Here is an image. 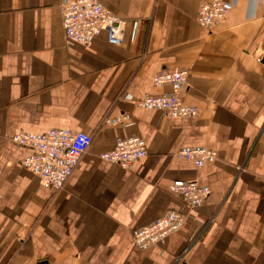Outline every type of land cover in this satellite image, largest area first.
Wrapping results in <instances>:
<instances>
[{"label": "crops", "instance_id": "0c3cea01", "mask_svg": "<svg viewBox=\"0 0 264 264\" xmlns=\"http://www.w3.org/2000/svg\"><path fill=\"white\" fill-rule=\"evenodd\" d=\"M69 0H0V264H264V0H225L223 22L202 26L212 0H100L124 20L120 44L105 32L68 43ZM188 70L181 91L196 115L139 106L171 92L163 69ZM124 117L119 123L105 118ZM82 131L93 140L62 189L22 164L19 132ZM138 136L148 155L128 168L100 154ZM183 147L215 149L202 167ZM174 179L210 187L198 207ZM181 229L140 248L137 229L169 211Z\"/></svg>", "mask_w": 264, "mask_h": 264}, {"label": "built area", "instance_id": "2783aa9c", "mask_svg": "<svg viewBox=\"0 0 264 264\" xmlns=\"http://www.w3.org/2000/svg\"><path fill=\"white\" fill-rule=\"evenodd\" d=\"M231 4L225 0L202 3L197 20L206 27L223 22L230 12ZM62 26L70 44L87 46L101 32H105L112 44L123 39L124 20L107 9L100 0H69L61 5ZM188 70L183 68L163 69L154 75L155 84H168L171 92L147 95L137 100L143 107L165 110L171 115H196V106L184 103L181 91L186 83ZM124 117L107 119L108 123H119ZM93 140L90 133L65 129H50L41 133L19 132L12 141L28 147L31 153L23 158L22 164L35 173L40 181L55 190L62 189L83 153ZM148 155L146 141L138 136L118 139L113 149L100 154L102 159L119 163L128 168L130 164ZM178 157L201 167L217 159L215 150L208 147L182 148ZM170 190L177 194L189 209L201 205L209 196L210 187L195 180L176 179ZM186 216L180 211H170L134 232V243L145 248L162 242L165 237L181 229Z\"/></svg>", "mask_w": 264, "mask_h": 264}, {"label": "rangeland", "instance_id": "374dc122", "mask_svg": "<svg viewBox=\"0 0 264 264\" xmlns=\"http://www.w3.org/2000/svg\"><path fill=\"white\" fill-rule=\"evenodd\" d=\"M136 103H137V101H136ZM140 106V105H139ZM157 109V108H156ZM107 119H111V118H105L104 120L106 121ZM183 148H189V147H183ZM180 149H182V148H180ZM180 149L177 151V153H176V156L178 157V152L180 151ZM210 149H212V148H210ZM212 150H215V149H212ZM216 151V150H215ZM217 152V151H216ZM217 155H218V153H217ZM179 158V157H178ZM218 158V157H217ZM180 159V158H179ZM184 160V159H183ZM216 160V159H215ZM214 160V161H215ZM187 161V160H186ZM213 162V161H212ZM210 163V162H209ZM207 164V163H206ZM198 167V166H197ZM202 167V166H201ZM174 180H176V179H174ZM173 180V181H174ZM173 181H172V183H173ZM191 181V180H190ZM171 183V184H172ZM171 186V185H170ZM171 191V190H170ZM172 192V191H171ZM173 193V192H172ZM177 195V194H176ZM178 196V195H177ZM179 197V196H178ZM179 199H180V197H179ZM181 200V199H180ZM182 202V201H181ZM183 204V203H182ZM184 205V204H183ZM185 206V205H184ZM186 207V206H185ZM174 211H177V210H174ZM170 212V211H169ZM181 212V211H180ZM183 213V212H182ZM184 214V213H183ZM185 215V214H184ZM186 216V215H185ZM135 232V231H134ZM133 239H134V234H133ZM163 242V241H162ZM161 243V242H160ZM158 244V243H157Z\"/></svg>", "mask_w": 264, "mask_h": 264}, {"label": "water", "instance_id": "95a60500", "mask_svg": "<svg viewBox=\"0 0 264 264\" xmlns=\"http://www.w3.org/2000/svg\"><path fill=\"white\" fill-rule=\"evenodd\" d=\"M262 62H264V57L262 58Z\"/></svg>", "mask_w": 264, "mask_h": 264}]
</instances>
